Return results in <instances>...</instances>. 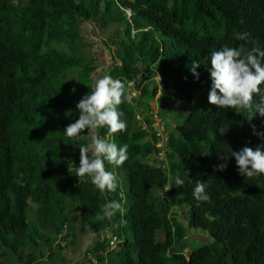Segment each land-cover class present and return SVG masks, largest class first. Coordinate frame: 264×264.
<instances>
[{"label":"trees","instance_id":"1","mask_svg":"<svg viewBox=\"0 0 264 264\" xmlns=\"http://www.w3.org/2000/svg\"><path fill=\"white\" fill-rule=\"evenodd\" d=\"M81 23L96 24L115 48L116 61L104 75L140 92L119 107L127 127L113 140L128 145V159L119 168L107 166L117 175L111 193L76 178L78 147L89 141L64 134L79 118L76 105L102 75H93L102 64L87 58ZM238 33L249 39L237 40ZM253 41L264 48V0H0V246L8 252H0V264H38L40 242L51 244L48 229L58 235L73 219L95 236L86 255L96 264H264V175L242 177L234 158L226 170L214 171L230 149L264 145L251 126L264 133V117L249 122L247 111L208 102L211 51L251 48ZM193 60L201 64L198 81L189 70ZM159 88L158 106L177 114L165 154L150 117ZM177 177L183 186H176ZM209 179L210 199L198 203L196 181ZM113 200L123 211L106 218L102 207ZM178 203L190 209L188 234L201 230L213 244L187 256L182 247L173 250L185 237L171 214ZM71 233L74 238V228ZM107 234L118 238L116 249L101 239ZM30 246L35 249L24 260L20 252ZM66 250L59 245L49 263L63 262Z\"/></svg>","mask_w":264,"mask_h":264},{"label":"clouds","instance_id":"2","mask_svg":"<svg viewBox=\"0 0 264 264\" xmlns=\"http://www.w3.org/2000/svg\"><path fill=\"white\" fill-rule=\"evenodd\" d=\"M126 14L130 16V11H126ZM249 35L238 33L236 39L245 41L249 39ZM252 43L251 48L241 44L239 47L225 45L219 50L213 49L210 67H207L211 80L209 104L220 110L230 109L236 113L247 111L249 122L257 115L264 117V48H261L258 41ZM200 67L201 64L195 60L189 67L196 81L199 80L197 69ZM132 100L133 96L121 80L114 79L111 75L96 78L89 93L76 105L79 118L64 130V134L70 139L89 141L78 147L79 166L74 167L72 163L71 165L75 168L76 178L80 182L87 178L101 193H111L117 189V175L107 166L119 168L128 159V145L118 147L113 137L126 130V121L122 119L124 113L119 107L125 103H132ZM251 126L253 135L264 139V133L257 131L255 125ZM101 129L107 130L106 136L100 134ZM160 131L163 135L161 128ZM165 142L163 137V149ZM230 152V156L218 157L223 162L214 166V171L226 170L228 160L234 158L242 177L264 175V145L255 149L245 146L240 151L230 149ZM209 183L210 179L196 181L193 196L198 203L210 199L206 193ZM175 184L181 187L184 181L177 177ZM122 211V205L114 200L102 207V213L106 218H111Z\"/></svg>","mask_w":264,"mask_h":264},{"label":"rangeland","instance_id":"3","mask_svg":"<svg viewBox=\"0 0 264 264\" xmlns=\"http://www.w3.org/2000/svg\"><path fill=\"white\" fill-rule=\"evenodd\" d=\"M13 1H19V0H13ZM22 1L26 2V0H22ZM79 28L84 31L85 37L87 38L88 46L85 49L83 48L87 58L88 59H90V58L97 59V60H99L98 64H100V63L102 64V65H100V68L97 70V74L95 72L93 75L99 76L100 74H102V75H100L102 77L105 73H107L110 70V68L113 67L114 62L116 61L115 48L112 47L111 44L109 43L107 35L102 34L98 30V28L96 27V24H94V23H81ZM69 80H70V82L75 83V81H76L75 70H71L69 72ZM153 81H155V83L158 85L160 84V79L158 76L155 77ZM130 89H131L130 86H128V88H127L128 92L130 91ZM130 94L132 95V93H130ZM160 94H161V89L159 88V91H158L156 97L154 98V101L152 102L153 108L150 111L151 112L150 117L153 119V117H152L153 113H156L158 119H160L161 121L164 122V125L166 126L165 130L173 132L175 120L177 119V114H176V112H173V113L167 112L166 110H164L158 106L157 101H158V98L160 97ZM138 120L140 121V126L142 127V129H146V125L144 124V122H142L141 119H139V118H138ZM153 131H154V129H153ZM166 152H167V146L164 147L163 153L165 154ZM118 179L120 181L122 191L126 192L128 190V182H127L126 176L120 175L118 177ZM154 199L158 200V194H157L156 190L153 193V200ZM72 207H73V209H75L74 206H72ZM171 212H172L171 214H173L172 217L175 220V222H177L180 226H182L185 229V237L181 242L177 243L176 245L174 244V247H173L174 251L179 252L181 250V247H182V248H184L183 255L187 256L190 252L195 251L202 246L214 243V240L209 236V234L206 232H203L201 230L190 229L189 230L190 232L188 235V232L186 230V223H187L188 217L190 216V209H189L188 205L178 203L171 208ZM74 215H75V211H74ZM36 218H37L36 216L33 217L32 221L38 220ZM48 231L55 234L56 239H57V241H56L57 243L53 244V245H49L45 242L42 243L41 247H39V250L41 251V253L43 252L42 256H45L46 259L44 258L45 260H43L40 264H50L49 263L50 261L48 259V255L50 256V255H52V253H54V255H56L57 247L59 245L64 249L67 245V242H66V239L68 238V237H66L67 234L66 235L61 234L63 236V238H62L63 242H60V239L62 237V236L61 237L59 236L60 234L57 236L55 230L50 229V228L48 229ZM60 231H65L64 227L60 228ZM40 234L42 235L43 233H40ZM196 235H203L207 238V240L206 241L198 240L195 238ZM164 238H165L164 233L159 231L157 234V240L163 241ZM93 241H92V243H93ZM85 245L86 244H84L82 242L81 248L84 249ZM86 246H89V245L87 244ZM34 249H35L34 246H30L29 248H26L24 251H21L20 254L24 260H27L29 254L31 253L30 251H32ZM2 251H5L6 253H8L6 250H4L0 246V252H2ZM78 256H76V258H75V260H77V262L75 264H79V263L83 264L87 257H84V259H82V258L77 259ZM81 259H82V261H81ZM7 261L9 262L10 260L8 259ZM9 264H14V263H9ZM169 264H173V263L170 262Z\"/></svg>","mask_w":264,"mask_h":264},{"label":"crops","instance_id":"4","mask_svg":"<svg viewBox=\"0 0 264 264\" xmlns=\"http://www.w3.org/2000/svg\"><path fill=\"white\" fill-rule=\"evenodd\" d=\"M152 103H150V107L151 108H153L152 107ZM166 126L164 125V122H163V126L161 127V130L163 131V137H164V140L167 142V139H168V135H170L171 133H172V131H166L165 128ZM165 142V146H167V143ZM167 159V158H166ZM121 175H124V174H121ZM73 218V216H71L69 219H72ZM187 224V223H186ZM64 230L65 231H60L59 232V236L61 237L63 234H67V236L66 237H68L67 239H66V242H67V245H66V247H67V252L64 254V261L63 262H61V261H59V262H56L55 264H75L76 262H77V260H75V258H76V256H78V258L77 259H80V258H82V259H84V257H85V255H86V252H87V250L89 249V247H91L90 245H92L93 243H92V241L93 240H95V236L94 235H92V234H90V233H88V232H86V231H81V230H79V227H78V222H76V220L75 219H73V221L72 220H69L68 221V223L67 224H65L64 226ZM62 227V228H63ZM71 228H74V233H75V237L73 238L72 237V233H71ZM49 234H50V243L51 244H49V243H47V241L44 239V240H42L41 242H40V246L39 247H41V245H42V243L43 242H45V243H47V244H49V245H53V244H56L57 242V239H56V236H55V234L54 233H51L50 231H47ZM62 234V235H61ZM157 234H158V232H157ZM57 235V236H58ZM64 235V236H65ZM189 235V234H188ZM40 236H42L41 234H40ZM62 238H63V236L61 237V239H60V242H63L62 241ZM156 238H157V236H156ZM196 239H198V240H201V241H206L207 240V238L205 237V236H203V235H196V237H195ZM65 241V240H64ZM70 241H72L73 242V244H69V242ZM84 243V244H88L89 246H86L85 245V248L84 249H82L81 247H82V242ZM53 242V243H52ZM92 244H91V243ZM94 242V241H93ZM159 242H162V241H159ZM32 251H34V250H32ZM38 251H40L39 250V248H38ZM41 252V251H40ZM39 252V253H40ZM41 254V257H42V259H39V262H38V264H40L43 260H45L46 258H45V256H42V254H43V252L42 253H40ZM45 258V259H44ZM82 259H81V261H82ZM75 260V261H74ZM74 261V262H73ZM80 261V262H81ZM73 262V263H72ZM80 264V263H79Z\"/></svg>","mask_w":264,"mask_h":264},{"label":"built area","instance_id":"5","mask_svg":"<svg viewBox=\"0 0 264 264\" xmlns=\"http://www.w3.org/2000/svg\"><path fill=\"white\" fill-rule=\"evenodd\" d=\"M127 14H129V12H127ZM128 86H130V88H131L130 93H132L133 98H137L140 95V92L133 89L134 88L133 83H129ZM152 117L154 120L153 127L155 129L156 137L158 139L156 146L159 149H163V135H162V132L160 131V128L163 125V123L160 119H158L156 113H153ZM159 157L164 159L163 153L159 154ZM101 239L106 240L108 242V248L110 250L116 249V247L119 243L118 238L116 236H111L110 234L103 236ZM86 257H87V260H90L92 262V264H96L95 260L93 258H91L90 255H86Z\"/></svg>","mask_w":264,"mask_h":264}]
</instances>
